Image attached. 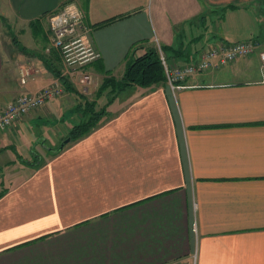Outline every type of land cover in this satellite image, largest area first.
<instances>
[{"label":"crops","instance_id":"crops-1","mask_svg":"<svg viewBox=\"0 0 264 264\" xmlns=\"http://www.w3.org/2000/svg\"><path fill=\"white\" fill-rule=\"evenodd\" d=\"M66 1L0 0V112L63 74L46 16ZM76 3L101 53L84 67L96 88L153 43L171 64L248 38L257 51L175 90L131 85L75 139L78 84L61 75L74 90L0 131V264H264V0Z\"/></svg>","mask_w":264,"mask_h":264},{"label":"built area","instance_id":"built-area-1","mask_svg":"<svg viewBox=\"0 0 264 264\" xmlns=\"http://www.w3.org/2000/svg\"><path fill=\"white\" fill-rule=\"evenodd\" d=\"M84 12L76 0H68L58 9L46 16V36L48 49L53 48L64 67L63 74L74 80L83 89L94 82L92 74L84 67L99 59L100 51L94 45L91 32L93 27L84 21ZM257 42L248 38L233 42H222L203 48L194 61L171 64L158 45V54L166 75V82L172 90L185 87L186 79L204 71L209 67H219L240 57H247L257 51ZM260 67L264 71V50L258 52ZM30 71L28 68L20 70V82L25 83ZM60 75V76H61ZM48 86L35 92L19 94L13 101L8 102L0 112V131L13 128L23 120L33 109L41 107L49 99L63 92V85L58 76Z\"/></svg>","mask_w":264,"mask_h":264},{"label":"trees","instance_id":"trees-1","mask_svg":"<svg viewBox=\"0 0 264 264\" xmlns=\"http://www.w3.org/2000/svg\"><path fill=\"white\" fill-rule=\"evenodd\" d=\"M109 20H103L96 25L105 24ZM164 53H171L167 55V59L171 56L177 55L171 52L172 48L169 46H160ZM62 84L66 89L74 90L69 82L60 76L59 72L56 73ZM166 76L164 68L159 58L158 50L155 47H147L145 50L133 57H131L125 67V70L120 79L114 76H107L98 86L95 98L92 100L85 99L83 103H77L76 109L80 112L82 118L78 123L73 125L68 133L71 139H75L87 133L95 124H97L103 116L107 114V106L116 98L119 92L130 87L131 85L150 86L154 83L165 81ZM75 91V90H74ZM73 91V92H74ZM76 94L78 92L75 91ZM108 93L106 104L97 108V98L102 94Z\"/></svg>","mask_w":264,"mask_h":264},{"label":"rangeland","instance_id":"rangeland-1","mask_svg":"<svg viewBox=\"0 0 264 264\" xmlns=\"http://www.w3.org/2000/svg\"><path fill=\"white\" fill-rule=\"evenodd\" d=\"M246 24H248V22L246 23ZM4 30L8 33V39H11L12 38V41H13V39H15V36L16 35H18V33H17V29L16 28H14V27H12L11 25H9V24H5V26H4ZM17 37V36H16ZM17 39L19 40L18 42H20L21 44L22 43H26V41H25V38H24V36H18L17 37ZM255 40V39H254ZM256 41V40H255ZM18 42H16V44H18L19 45V43ZM258 43H259V41H258ZM151 47H155V48H157L158 47V45H156L155 43H153L152 45H151ZM199 47V46H198ZM158 49V48H157ZM200 50V49H199ZM196 53V52H195ZM199 53V52H198ZM165 54V56L167 57V55H168V53H164ZM191 55L192 56H194V54H192L191 53ZM184 57H180L175 63H182V62H184ZM228 66L226 65L225 66V68H227ZM29 71H31L30 69H29ZM252 72H253V70H252ZM165 73V72H164ZM223 73H225V72H219L218 74H220V75H223ZM122 76V75H121ZM121 76H119V77H116L117 79H120L121 78ZM166 76V75H165ZM224 77H227V76H225L224 75ZM228 78V77H227ZM240 78V77H239ZM166 80V79H165ZM95 82V81H94ZM92 83L90 86H88L86 89H83V87H82V85L80 86L79 84H78V89H77V92H78V94H76V93H74L73 92V95H74V97H75V99L77 100V103H83L84 102V100L85 99H88V100H92V99H94V94H92V92L91 91H95V94H96V91H97V89H98V87L96 88V84L95 83ZM100 85V84H99ZM98 85V86H99ZM62 94V93H61ZM109 95H108V93H105V94H102L100 97H98L97 98V100H96V102H97V105H96V107L97 108H99V107H101V106H103V105H105L106 104V99H107V97H108ZM96 97V96H95ZM20 123V122H19ZM19 123H17V125L19 124Z\"/></svg>","mask_w":264,"mask_h":264},{"label":"water","instance_id":"water-1","mask_svg":"<svg viewBox=\"0 0 264 264\" xmlns=\"http://www.w3.org/2000/svg\"><path fill=\"white\" fill-rule=\"evenodd\" d=\"M70 140L69 137H66L65 139H63L60 143L59 146L55 149V150H60L62 149V147Z\"/></svg>","mask_w":264,"mask_h":264}]
</instances>
